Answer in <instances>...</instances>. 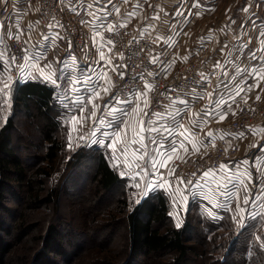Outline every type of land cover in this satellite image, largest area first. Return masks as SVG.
I'll return each mask as SVG.
<instances>
[{"label": "rangeland", "instance_id": "obj_1", "mask_svg": "<svg viewBox=\"0 0 264 264\" xmlns=\"http://www.w3.org/2000/svg\"><path fill=\"white\" fill-rule=\"evenodd\" d=\"M253 1L260 3V0ZM261 2L264 3V0ZM55 65L56 63H52L50 70L37 66L24 80L16 79L11 68L0 70V80L9 83L12 91V106L10 110L0 113V128L5 124L4 117L7 120L11 118L14 127L10 133L12 149L21 161L24 172V180L20 182L16 176L0 171V181H6L14 192L3 196L0 211L8 229L3 233L4 241L9 244L3 264H33L35 255L41 251L42 237L49 226L61 230L64 236L56 243V252L47 255L45 264H52V260L54 264H174L178 257L176 252L139 257L133 263H129L127 258L126 215L146 198L139 195L138 189L131 187L135 183L131 177L140 172L141 177L146 176L151 181V175H157V164L162 158L135 157V154L142 152V148L158 153L161 145L150 148L145 142L146 146L142 147L140 141L135 142L130 136L137 127H130L128 122L125 127L122 118L110 130L108 127L106 130L103 124L97 126L92 123L93 119H85L82 126L73 121L72 116L81 115L80 108L71 101L77 100L78 95L71 90L70 83L53 85L47 80L55 72ZM42 73L44 79H41ZM38 80L47 81V84L54 86L63 107L59 115L53 116L52 124L55 127L48 125L53 138L59 143V150L50 162L43 159L48 147L42 134L43 127H46L44 119L35 115L36 111L32 107L28 114L21 105L17 108L13 105L16 83L19 85ZM2 87L0 84V88ZM102 101L96 105L95 119L107 103V100L104 103ZM83 108L84 115L91 117L92 104ZM145 113L143 108L141 119L146 117ZM88 121L92 123L89 128L93 129L95 135L98 136L99 131L104 135H114L108 137L111 139L105 137L106 140L103 141L96 138L83 148L78 137L86 135L88 126L85 125ZM137 124L136 121V126ZM117 131L123 139L116 145L117 151L113 153L107 145L115 139ZM69 134L72 136L71 148L68 146ZM99 157L119 177V181L106 191L100 189L94 179ZM122 171H127V176H121ZM244 184L248 187L246 182ZM231 192L227 191L225 196L209 197L211 199L186 195L187 211L185 213L181 210L179 216L174 213L173 201L183 205L184 196L168 188L166 183L147 196L154 198L151 196L160 194L163 197L167 207L168 226L186 229L188 223V232L184 236L189 248L183 261L178 264H264V225L258 227L259 223L253 222L246 229L249 234L242 233L241 236L234 235L231 227L232 221L240 225V231L246 226L247 221L252 219L248 215L249 206L245 207L241 201L239 206L242 212L238 213L235 206L227 208L215 205V202H232V197L226 198ZM137 199L140 200L139 203H136ZM170 212L174 214L170 215ZM178 222L180 227L176 226ZM165 229L166 227L162 232Z\"/></svg>", "mask_w": 264, "mask_h": 264}, {"label": "built area", "instance_id": "obj_2", "mask_svg": "<svg viewBox=\"0 0 264 264\" xmlns=\"http://www.w3.org/2000/svg\"><path fill=\"white\" fill-rule=\"evenodd\" d=\"M117 1L0 0V56L3 70L11 68L16 79L24 80L37 66L50 70V65L56 63L55 70L64 74L69 82L70 78L74 82L77 78L83 79L82 74H90L91 82L77 83L76 88L90 92L97 86L103 89L108 87L111 105L116 103L114 97L131 99L137 90L147 92L149 105L145 108L146 124L154 126L164 123V118L158 121V117L180 112L181 108L192 105L197 95L210 89V81H202L200 75L203 73L208 77L204 61L208 49L194 48L181 64L171 66L168 60L173 44L162 50L167 59L160 60L155 54L156 32L125 20L128 19L127 15L115 18ZM93 12L95 16L91 15ZM49 23L59 24L60 27L49 28ZM105 25L115 27L109 32ZM10 34L19 38L10 39ZM109 41L113 43L109 44ZM101 44L104 45V60L100 59L99 54ZM13 57L23 67L13 63ZM113 65L116 71H113ZM121 72L124 73L123 79ZM146 82L152 86L150 91L144 87ZM79 91L76 92L78 97ZM178 100L186 103L180 104ZM131 104L117 105L122 110L115 118L126 112ZM103 116V112L99 113L100 118L97 117L92 123L98 126ZM112 120L115 121L114 118ZM263 122L264 94L246 93L232 118L210 124L209 145L202 152L181 155L171 163L163 177L156 173L151 175V180L168 181L167 187L178 190L181 196L186 193L201 198L215 193L217 185H223L225 190L221 192L222 196L231 190L226 198L232 197L238 180L232 176L228 179L222 177V171L238 157L239 137L244 136L252 126ZM92 123L88 121L85 125L88 126L85 135L88 140L82 141L83 148L96 138H105L102 132L98 136L94 134L93 129L89 128ZM221 165L225 167L221 169ZM173 169L174 174L169 175ZM255 171L250 187L253 199L258 200L264 197V156L257 160ZM205 172L209 173L207 177L204 176ZM177 177L182 178L184 183H179ZM258 210L259 207L253 203L249 206L248 215L255 217ZM231 227L234 235L239 234L240 225L232 221Z\"/></svg>", "mask_w": 264, "mask_h": 264}, {"label": "crops", "instance_id": "obj_3", "mask_svg": "<svg viewBox=\"0 0 264 264\" xmlns=\"http://www.w3.org/2000/svg\"><path fill=\"white\" fill-rule=\"evenodd\" d=\"M259 2L255 3L253 0H118L114 17L122 18V15H127L128 19L125 20L156 32L158 38L155 54L160 60L167 59L162 50L173 44L168 60L171 66L181 64L186 55L194 48H207V58L204 61L208 71L210 89L207 93L202 92L197 95L192 105L181 108L180 112L168 115V117H158V121L164 118L165 122L161 124L148 126L145 123V118H140L142 112L133 113L127 117H125V112H122L123 117L114 118L115 121L112 122V114L104 108L102 111L104 116L101 120L103 123L100 122V125L103 124L106 130L107 127L110 130L117 126V122L121 118L124 119L122 124L127 119L130 127L131 125L137 127L132 130L133 135H130L133 137L132 139H135V142L140 141L142 147L146 146L145 142H147L150 148L155 145L158 147L163 145L158 149V153L141 147L143 151L135 154V157H162L160 161H166V166L160 167L161 162H158L156 172L161 177L165 175L170 164L181 155L202 152L209 145L212 122H221L232 118L246 93L261 96L264 94V79L259 81V87H255L257 80L241 72L242 69L251 68L253 65L264 64V35H262L264 34V3L261 0ZM116 9H119V12ZM128 13H132V15L129 16ZM156 16L159 19H153ZM252 53H255L258 59H251ZM217 63H219V67H215ZM261 72L264 73V68L261 69ZM55 73L57 85L70 83L66 81L64 74L57 70ZM66 82L67 84H64ZM237 86L243 88V91H240L238 95L236 94ZM96 91H99V97L95 98L93 103L97 105L101 100L105 102L107 100L105 105H110L108 102L109 91L105 93L103 88L97 86L90 92L80 89L78 109L87 104L91 105L88 98L91 93ZM140 106L143 108L142 101ZM135 107L136 104L132 103L126 112L131 113ZM212 108L216 109L214 115L204 114ZM221 115H225L226 118L220 119ZM136 121L138 122L137 126ZM181 124L182 128L179 127ZM168 125H176V127H173L171 133L162 135L164 128ZM139 127L142 128L138 129ZM148 128L159 129V131L150 132L147 130ZM142 129L143 131H141ZM113 135L104 136L108 138ZM239 139V155L229 165H226L223 169L225 173L222 174L224 178L228 179L232 176L233 179L238 180V185L232 195V202L229 201L227 204L215 202V205L227 208L237 207V204L240 205L247 195L251 198V202L244 206L248 207L254 203L259 207L255 223H259L258 227L260 225L262 227L264 225V197L254 200L253 190L249 186L256 175V162L261 156H264V122L252 126ZM103 140L106 139L102 138L101 141ZM181 141H183V146H181ZM174 144L177 151H172ZM194 146H199V150L193 151ZM164 152H168L171 159H167ZM163 181H161V185L164 184ZM214 190L215 193L208 195L207 198L222 195L221 192L225 190V187L222 185L220 189ZM174 192L177 193L178 190Z\"/></svg>", "mask_w": 264, "mask_h": 264}, {"label": "trees", "instance_id": "obj_4", "mask_svg": "<svg viewBox=\"0 0 264 264\" xmlns=\"http://www.w3.org/2000/svg\"><path fill=\"white\" fill-rule=\"evenodd\" d=\"M3 62L0 59V70H3ZM13 105L14 108L22 106L26 113L30 114L31 107L36 111L38 117L43 118L46 127H43V139L48 143L45 161H51L59 150V143L55 141L52 131L49 128L53 126V116L59 115L62 106L59 103V97L54 86L44 81H27L24 83H16L14 89ZM30 110V112H29ZM53 123V124H52ZM49 125V127H48ZM55 127V126H53ZM13 123L9 118L0 128V171L6 175H14L22 182L24 180V172L21 161L13 153L10 133L13 130ZM94 179L103 191L108 190L119 181L117 174L101 157L98 158ZM13 194L12 188L6 182L0 181V211L2 200L5 194ZM154 198H144L141 203L135 206L127 215V258L129 263L135 262L139 257H149L152 255H160L168 252H176L178 257L174 260V264L183 261L188 250L185 234L188 232V223L185 228L177 229L167 225L168 216L166 214V204L160 194L152 195ZM155 199V200H154ZM252 218V217H251ZM250 218V219H251ZM256 218V217H255ZM255 218L247 221L243 229L240 231L245 235L249 234L247 228L255 222ZM221 221V220H217ZM213 224H218L213 222ZM166 227L165 231L162 229ZM5 222L0 214V264H3L4 257L9 250V244L5 243L3 233L7 231ZM64 233L61 230L49 226L46 234L42 237V247L39 254L35 255L33 264H45L47 255L56 252V243L60 242ZM240 238V237H239ZM58 244V243H57ZM49 252V253H48ZM52 264L53 260L51 261ZM128 264V263H127Z\"/></svg>", "mask_w": 264, "mask_h": 264}, {"label": "snow or ice", "instance_id": "obj_5", "mask_svg": "<svg viewBox=\"0 0 264 264\" xmlns=\"http://www.w3.org/2000/svg\"><path fill=\"white\" fill-rule=\"evenodd\" d=\"M89 7H91V6H89ZM116 11L119 12V9H116ZM91 15L92 16H95V13L93 12V13H91ZM128 15L131 16L132 13H128ZM153 19H159V17L156 16V17H153ZM87 22L88 21H81V23H87ZM48 27L49 28L60 27V25L59 24L53 25L52 23H49ZM104 27H107L108 30H109V32H111L113 30V27H115V26H107V25H105ZM262 35H264V34H262ZM9 38L10 39H13V38L18 39L19 37L18 36L13 37L10 34L9 35ZM44 38L45 39H48L47 36H45ZM108 43L111 44L113 42L112 41H109ZM103 47H104V45L101 44V47H100V50H99V54H100V59L101 60H104V58H105L104 57V54H103V50H102ZM24 51H27V49H24ZM250 58L253 59V60L258 59L255 53H252ZM28 59H31V57H28ZM12 62L15 63V64H17L18 67H23L22 64H20L18 61L15 60V57L12 58ZM125 67H127V66L125 65ZM215 67H219V63H217V65H215ZM262 68H264V64H257V65H253L251 68L242 69L241 72H242V74H246V75L251 76L252 78L256 79L257 80V84L255 85V87H259V81L261 79H264V73L261 72V69ZM116 70H117L116 69V66L113 65V71H116ZM149 75H152V73H149ZM200 75H201L202 81H207L208 77L204 76L203 73H200ZM82 76H83V79L77 78L75 80V82H73L71 80V78H70L71 90L73 92H78L79 91V89H77L75 87V84L76 83H85V84H87V83H90L91 82L92 77H91L90 74H82ZM120 77H121V79H123V77H124V73L123 72L120 73ZM41 79H44L43 73L41 75ZM47 80H50V82L53 85H57V75H56V73L53 72L52 75L47 78ZM0 84L3 85V87L0 88V94H2V95H0V113H2L5 110H10V108L12 106V91H11V85L9 83L0 80ZM144 87H145V89H147L149 91L152 88V86L150 84H148L147 82L145 83ZM250 87H253V86H250ZM108 91H110V89L108 87H105L104 88V92L107 93ZM240 91H243V88L240 87V86H237V92H236V94L238 95L240 93ZM209 95H211V94H209ZM98 97H99V91H96L94 93H91L90 96H89V98H88V102L89 103H92V107H93V112L91 114V117H88V116L84 115L85 109L83 107H81L79 109L81 115L79 117L72 116L71 119L73 121L79 123L80 126L83 125V121L85 119H93V120H95L97 106L93 103V100L95 98H98ZM257 99L259 100L260 97L257 96ZM114 100L116 101L115 104H113V105H105L106 110L110 114H112V117L113 118H115V115L122 110L117 105H123V104H129V103H135L136 104V107L132 110L131 113L125 112V117H127L129 115H132L133 113L139 114V113L143 112V108H147L148 105H149V101L147 99V92H140L138 90L135 93L132 94V98L131 99L121 98V97H114ZM141 101L143 102V108H141V106H140V102ZM77 102H80L79 101V98H77V100H73L72 101V103H74V104L77 103ZM178 103L185 104L186 101H184V100H178ZM65 107H67V105H65ZM215 111H216V109L215 108H212L210 110H207L204 114L205 115H208V116H212V115H214V112ZM156 115H160V114L157 113ZM225 118H226L225 115H221V117H220V119H225ZM6 120H7V117H4V121L5 122H6ZM101 123H103V122L101 121ZM141 123H143V122L141 121ZM124 124H125V127H127V119H125ZM173 127H176V125H168V126H166L164 128V131L162 132V135L164 133H171ZM179 127L182 128L183 125L181 124V125H179ZM147 130L150 131V132L151 131H159V129H155V128H148ZM141 131H143V129ZM240 135H242V134H240ZM165 138H167V137H165ZM122 139L123 138L121 137L120 132L118 131L116 133V135H115V139L112 141V143H110L109 145H107V147L111 148L113 150V153H115L117 151L116 145L118 143L122 142ZM78 140L79 141H87L88 138L85 137V136H83V135H81V136L78 137ZM96 143H100V142H96ZM180 143H181V146H183V141H181ZM68 146L70 148L72 147V136H71V134H69ZM101 146H105V145L101 144ZM161 147H163V145H161ZM177 150L178 149L176 148V145L174 144L172 151H177ZM198 150H199V146H194L193 151H198ZM121 155H123V152L122 151H121ZM164 156L167 159H171V156H170V154L168 152H164ZM164 166H166V161H161L160 167H164ZM220 167H221V169H223L225 166L224 165H221ZM142 171H143V169H142ZM120 174H121V176H127L128 173H127V171H122ZM173 174H174V169L169 171V175H173ZM208 175H209V173H207V172L204 173V176L205 177H207ZM131 179H133L135 181V183H133L131 185V187H134V188L138 189L139 190V195L141 197H147L152 191H154L157 188L162 187L160 181H158V180L157 181H148L146 176L141 177L140 172H137L134 176L131 177ZM177 181L179 183H184L183 179L180 178V177H177ZM164 183H169V182L168 181H165ZM189 183H191V182H189ZM170 186L171 185L169 184V187ZM217 188L220 189L221 186L220 185H217ZM134 195H136V194L134 193ZM236 198H238V197H236ZM139 202H140V200L137 199L136 200V203H139ZM187 202H188V198H187L186 194L183 197V205H180L175 200L173 201V204H174V213H175L176 216H179L181 210H183L186 213V211H187ZM250 202H251V198L246 195L244 197V199H243V203L245 205H247ZM236 211L238 213L242 212V209L240 208L239 204L237 205ZM174 213L173 212H170L169 214L170 215H173ZM252 218H255V217H252ZM176 226L177 227H180V223L178 222L176 224Z\"/></svg>", "mask_w": 264, "mask_h": 264}]
</instances>
